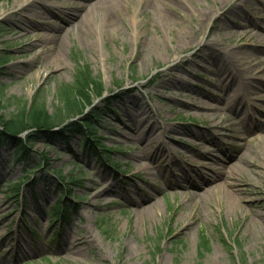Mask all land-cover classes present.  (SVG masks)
<instances>
[{"label":"rangeland","instance_id":"374dc122","mask_svg":"<svg viewBox=\"0 0 264 264\" xmlns=\"http://www.w3.org/2000/svg\"><path fill=\"white\" fill-rule=\"evenodd\" d=\"M19 1L0 0V56L7 58L0 65V114L9 117L37 96L52 114L58 87L72 84L78 67H87L102 87L96 94L89 86L85 114L103 108L107 99L111 110L96 123L92 137L101 146L93 151L81 145V136L49 144L38 140L23 164L11 145L0 146V264H264V217L247 223L251 208L264 216V138L257 136L264 133V0L246 4L244 17L231 24L235 34L214 35V50L197 43L229 18L216 12L227 0H168L163 6L175 22H164L143 1L124 0L115 30L104 31L96 16L85 39L75 23L59 27L65 42L59 66L52 64L53 51H40L39 43L50 33L40 19L21 31L15 24L23 14L10 8ZM48 2L67 7L80 0ZM202 10L212 18L200 21ZM252 22L259 27L254 30ZM181 29L189 43L182 44ZM230 51L240 53L234 64L215 59L217 52ZM228 73L238 85L225 80ZM257 84L263 89L255 90ZM234 99L242 104L223 107ZM79 117L51 132L58 134ZM252 118L260 119L257 125L237 135L235 127ZM145 135L153 136L149 147ZM211 138L246 152L259 168L255 175L242 169L237 181L245 210L226 209L219 194L208 204L191 203L193 193L203 189L187 186L183 170L191 175L211 171L212 158L220 156ZM161 152L166 155L159 157ZM144 155L156 160L150 169L135 160ZM233 162L230 166L238 160ZM166 178L182 187L168 186ZM103 184L113 191L104 193ZM136 192L144 197L140 208L133 204ZM59 200L68 214L53 223ZM202 236L207 249L200 245ZM71 239L80 242L76 252L59 250V241ZM17 243L26 253L13 251Z\"/></svg>","mask_w":264,"mask_h":264},{"label":"bare ground","instance_id":"6f19581e","mask_svg":"<svg viewBox=\"0 0 264 264\" xmlns=\"http://www.w3.org/2000/svg\"><path fill=\"white\" fill-rule=\"evenodd\" d=\"M124 0H80V3H68V6H59V5H51V3L48 2V0H20L16 4H14L10 9H16L19 8L20 12L23 14L20 18H18L17 22L15 24L20 28L21 30H26V28L36 19L38 20L41 25H43L45 28H48L49 37H46L45 40L41 41L39 44L40 51L47 50V51H53L54 55L52 56V64L55 63L56 66L61 65L62 58L64 56V46L65 42L62 40V36L59 33V27L62 25H69L72 23H75V30L77 35L81 39H85L83 37H89L91 30H92V23L95 18V16L98 18L102 29L108 30L113 29L115 30L116 27H118L119 24V15L122 8V3ZM143 1L145 7L149 6L151 7L156 14L160 17L161 20H164V22H175V19L169 14L165 9L163 4L168 3V0H139ZM189 1H195V0H189ZM254 1V0H253ZM252 0H227V3L224 1L218 6L217 11H223L225 15H229V18L226 20H221L219 26L214 27V30L210 34L211 36L208 38L209 35L205 36V41L199 40L197 43L199 48L202 49H213L218 45V39L223 38L227 35H233L236 33V31L231 30V24H237L235 20H241L244 17L245 8L247 7L246 4H253ZM263 3V2H261ZM233 4V6H232ZM262 5V4H261ZM263 6V5H262ZM264 7V6H263ZM23 11V12H22ZM60 15H58V13ZM3 14V13H2ZM0 14V16L2 15ZM9 15V11L7 15H4L7 17ZM212 14L210 11L202 10L199 14V20L206 21L207 18L211 16ZM43 16V17H42ZM55 16V18H53ZM49 18H52V20H48ZM240 18V19H238ZM204 19V20H203ZM214 19V18H213ZM58 21L60 25L55 24L54 21ZM251 27L257 29L259 26L258 24L252 22ZM208 34V33H207ZM180 37L182 44L189 43V35L185 31L181 29L180 31ZM214 35L217 36L218 39L214 38ZM66 36L69 43V33L66 31ZM260 37V35H258ZM51 44V45H47ZM54 49V50H53ZM37 54V53H36ZM37 56V55H36ZM35 56V57H36ZM240 56V53L236 51H230L224 54H221L217 52L215 54V59L218 58L220 61H225V63H233L234 60ZM226 72V71H225ZM230 73H228L225 77V80H228L230 78ZM231 85H233L232 82H235L236 85L239 84V80L236 78V76H232V79H229ZM244 80H242L243 82ZM244 83V82H243ZM248 83V82H247ZM246 83V84H247ZM248 85V84H247ZM224 84L222 85V87ZM251 88H253L252 84H249ZM255 90L263 89L262 86L259 84L255 85ZM245 102V101H243ZM246 103V102H245ZM237 104H242L241 100H237V102L234 100H229L228 102L224 101L223 107L227 106L228 108L233 105L237 106ZM199 108L200 106L197 105ZM204 107V106H202ZM258 120L256 118H252L250 120L249 124L245 121H242L238 124L237 127H235V133L239 136H241L243 133L249 131L251 129V125L256 126L258 123ZM261 122L263 120L261 119ZM140 134L142 135L145 131L144 129L141 130ZM260 133L257 136H260L261 138H264V133L259 131ZM191 135L195 136L197 135L196 132H190ZM144 136V135H143ZM218 136V135H217ZM144 138H147L148 140V147L153 142V136L145 135ZM151 138V140H149ZM216 139V138H215ZM214 138H211V142L213 146L217 147V150L220 153L219 158H212L214 159L213 166L211 168L210 172H198V171H192L194 174H188L186 170H183L185 173H183V180L187 183H185L187 186L193 188L194 190L203 189L201 193L196 192L193 193V198H191V203H196L197 205H203L210 203V199L212 196L216 197L219 194V197H216L218 201H221L224 203V206L226 209H234L235 211L240 210L242 207L243 209H247L242 204L243 196L240 195L242 190H240L237 187V181L241 178V171L242 169L249 170V173L256 174L258 173V167L254 166V162L249 159L246 155V152L243 154L242 150L238 148H226V146H222L217 142ZM234 141H231L232 145ZM232 146V147H234ZM147 147V148H148ZM149 149V148H148ZM157 150V155L160 151ZM238 150V151H237ZM166 155L165 152H161L159 154L160 156ZM143 158H137L135 157L136 161H139V164L141 163L143 169H150L156 160L154 161L152 159L153 156L150 157V160H148L146 157L147 155H144ZM170 156V155H169ZM168 156V157H169ZM172 157V156H170ZM230 158H233L229 160ZM171 161H173L170 158ZM229 160V163L226 165H223L222 162H227ZM237 161L236 165L230 166V164L234 163L233 161ZM229 168V169H228ZM200 170V169H199ZM180 177V176H179ZM174 178V176H173ZM219 181V182H218ZM249 182H253L252 178L248 180ZM155 186V182L151 181ZM168 186L174 187V188H180L182 187V183H178V181H173L171 179L166 178L165 182ZM169 183V184H168ZM165 184V185H166ZM106 187V188H105ZM104 193L108 192L111 193L113 191V186L110 187L103 184V188H100ZM129 195L130 193L127 192ZM136 195L138 196V200H136L133 204L136 207H141L144 202V197L139 196L138 192H136ZM142 200V201H141ZM250 208V207H248ZM263 215L260 213V211L251 208L249 209V217L247 218V223L255 224L257 222L258 218L263 219ZM1 244L4 243V241L0 242ZM80 245L79 240L77 239H71V240H61L59 241V250H64V252L71 253L76 252L77 247ZM26 248H24L20 244H15L13 246V251L16 253L22 254L26 253Z\"/></svg>","mask_w":264,"mask_h":264},{"label":"trees","instance_id":"16d2710c","mask_svg":"<svg viewBox=\"0 0 264 264\" xmlns=\"http://www.w3.org/2000/svg\"><path fill=\"white\" fill-rule=\"evenodd\" d=\"M6 61V57L0 56V65ZM76 71L72 84H61L58 87L56 92L58 105L52 114L47 112L43 99L38 96L29 105L25 101L22 102L18 110L9 117H3L0 114V146L11 145L15 151L14 158L17 161L26 164L30 157V148L38 140L49 144L56 139L69 142L75 136H81L83 140L81 145H84L89 151L101 146L98 144V140L93 139V133L97 129L96 123L100 122L104 113L111 110V102L107 99L103 108H93L88 114H85V110L91 105L89 86L95 89L96 94H101L102 87L100 82L92 77L87 67H78ZM1 107L0 101V110ZM76 115L80 117L76 121L66 123L58 134L51 132L54 126L63 124L65 120ZM30 130H35V135L28 134L27 132ZM26 133V138H21ZM92 142H94L93 146ZM73 179L75 177L72 176ZM17 191L18 188L15 190L16 194ZM60 202L61 200L57 202L58 206L56 204L53 223L61 221V214L64 215L62 217L68 214V211L65 210L66 206L60 209ZM221 240L230 250L229 242L223 235H221ZM200 245L203 248H208V242L204 236L201 237Z\"/></svg>","mask_w":264,"mask_h":264}]
</instances>
